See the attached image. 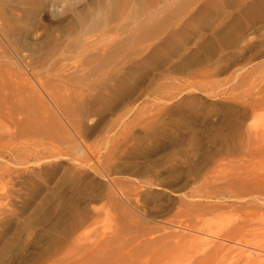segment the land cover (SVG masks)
Listing matches in <instances>:
<instances>
[{
    "label": "rangeland",
    "instance_id": "rangeland-1",
    "mask_svg": "<svg viewBox=\"0 0 264 264\" xmlns=\"http://www.w3.org/2000/svg\"><path fill=\"white\" fill-rule=\"evenodd\" d=\"M139 4L0 88V264H264V0Z\"/></svg>",
    "mask_w": 264,
    "mask_h": 264
},
{
    "label": "bare ground",
    "instance_id": "bare-ground-1",
    "mask_svg": "<svg viewBox=\"0 0 264 264\" xmlns=\"http://www.w3.org/2000/svg\"><path fill=\"white\" fill-rule=\"evenodd\" d=\"M84 1L0 0V88L8 83L7 85L19 86L35 92L36 79H39L37 75L53 69L51 64L39 61L45 53H48L50 42L63 41L65 44L72 37H78L75 43L77 46L91 48L95 55L99 53L102 64L92 69H108V65L105 64L108 63L109 54L106 44L114 41L119 27L107 28L106 25L116 21L128 0H95L90 11L81 12L79 6ZM137 1L139 5L145 6V0ZM58 6L60 9L55 11ZM45 10L49 17L59 24L57 30L44 27L42 13ZM69 13L73 15V22L63 24ZM129 26V24L123 26L122 32L127 33ZM59 47L58 45L57 48ZM59 68L64 70V67ZM41 103L42 101L40 104L31 103V106L37 108ZM226 236V240H235L229 237V234L221 237ZM236 250L239 251V259L246 261L247 264H253L258 258L255 251L245 246ZM233 251L235 250L230 245H225L219 253L223 259L231 257L232 260Z\"/></svg>",
    "mask_w": 264,
    "mask_h": 264
}]
</instances>
